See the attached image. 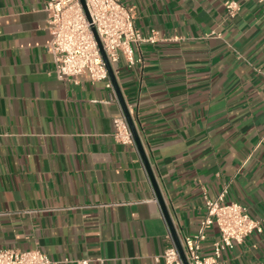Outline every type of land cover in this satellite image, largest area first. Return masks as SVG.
<instances>
[{
	"label": "crops",
	"instance_id": "1",
	"mask_svg": "<svg viewBox=\"0 0 264 264\" xmlns=\"http://www.w3.org/2000/svg\"><path fill=\"white\" fill-rule=\"evenodd\" d=\"M48 1L0 0V249L39 248L55 264H166L171 232L140 151L115 137L116 90L58 78ZM121 1L157 39L114 72L181 241L227 187L225 202L263 232L221 264H264V4ZM218 238L212 225L203 255Z\"/></svg>",
	"mask_w": 264,
	"mask_h": 264
},
{
	"label": "built area",
	"instance_id": "2",
	"mask_svg": "<svg viewBox=\"0 0 264 264\" xmlns=\"http://www.w3.org/2000/svg\"><path fill=\"white\" fill-rule=\"evenodd\" d=\"M89 17L80 0H49V24L52 39L48 50L53 55L55 72L62 80H77L86 75L92 82H105L113 88L107 64L104 60L95 28L102 47L113 68L124 57L132 66L136 61L135 47L144 42L157 41L155 33L142 36L135 24L132 7L121 0H85ZM264 4V0H260ZM230 15L237 11V4L227 2ZM90 18V19H89ZM115 137L122 143H133L134 138L124 111L115 118ZM228 189L225 187L216 199L206 198L207 212L196 234L185 236L182 241L189 264H221L223 251L244 242L254 232H263L260 220L252 218L247 207L237 202H225ZM216 225L219 238L214 242L212 255H203V241L207 229ZM171 245L162 257L166 264H184L183 259L169 234ZM80 264H89L81 260ZM0 264H55L49 255L39 248L20 250L0 249Z\"/></svg>",
	"mask_w": 264,
	"mask_h": 264
},
{
	"label": "water",
	"instance_id": "3",
	"mask_svg": "<svg viewBox=\"0 0 264 264\" xmlns=\"http://www.w3.org/2000/svg\"><path fill=\"white\" fill-rule=\"evenodd\" d=\"M80 1L82 3L83 7L86 10L87 16L89 17V13L87 11V6H86V1L85 0H80ZM93 30H94L95 36H96V38L98 40L99 46L101 48V52L103 54L104 60H105V62L107 64V68H108V72H109L111 81L113 83V86H114V88L116 90V93L118 95V98L120 100L121 106H122L123 111L125 113V116L127 118V121H128L129 127L131 129L133 138H134V140H135V142L137 144V147H138V149L140 151V154L142 156V159L144 161V164L146 166V169L148 171V174H149L150 179L152 181V184L154 186V189H155V192H156V195H157V199H158V201L160 203V206L162 208V211L164 213V216H165L166 221L168 223V226L170 228V232H171V235H172L173 240L175 242V245H176V247H177V249H178V251H179V253L181 255V258L184 261V264H189V262L187 260V257H186V254H185V251H184V247H183L182 241H181V239H180V237H179V235H178V233L176 231V228H175V225L173 223L172 217H171V215L169 213L167 204L165 202V199L163 197V194L161 192V189L159 187V184H158L157 179L155 177V174L153 172L152 166H151V164L149 162V159H148L147 154L145 152L144 146L142 144V141H141L140 135L138 133L136 124L134 122V119H133L132 115L130 114L129 108H128V106L126 104V101L124 99V96L122 94L120 85H119V83L117 81V78H116V75H115V72H114V68H113L112 64L109 62V60H108V58L106 56V53H105V51H104V49L102 47V43H101V41H100V39L98 37V34H97L95 28H93Z\"/></svg>",
	"mask_w": 264,
	"mask_h": 264
}]
</instances>
